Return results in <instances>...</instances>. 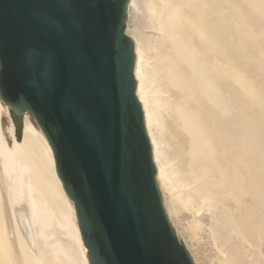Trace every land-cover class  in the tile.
<instances>
[{
    "label": "water",
    "instance_id": "1",
    "mask_svg": "<svg viewBox=\"0 0 264 264\" xmlns=\"http://www.w3.org/2000/svg\"><path fill=\"white\" fill-rule=\"evenodd\" d=\"M128 15L129 0H0V100L46 135L90 264H197L157 181Z\"/></svg>",
    "mask_w": 264,
    "mask_h": 264
},
{
    "label": "rangeland",
    "instance_id": "2",
    "mask_svg": "<svg viewBox=\"0 0 264 264\" xmlns=\"http://www.w3.org/2000/svg\"><path fill=\"white\" fill-rule=\"evenodd\" d=\"M134 1L136 2H133V6L129 7V10L132 11H129L127 18V32L135 40V50L136 43L139 41V50L148 89V103L152 112L154 111L153 117L157 118L156 120L153 119L151 130L154 129L152 131L158 141L159 158L167 173L164 188L158 183L163 192L169 217H172L171 220L180 238L186 243L193 260L197 264H264V219H261L264 216V19L257 20L258 22L254 25L250 23L249 5L245 0H230L232 2L225 0L227 3L228 1L231 4L235 3V6L230 3L226 4L224 0L216 1L217 5L213 6L214 11L211 10L207 13L205 11L206 16L210 15L209 18L206 17L209 21L207 19L205 24L208 25V30L212 27L210 31L215 33V35L213 34L216 36L215 40H218L216 42L218 46L217 44L215 46V44L211 45L207 42V38L201 36L199 30L197 10L202 8L199 6H202L201 3L204 0L202 2L201 0L200 2L191 0L189 4L183 6L181 5L182 0ZM217 6H220V8H217ZM195 7L198 9H195ZM186 9L187 11L192 10L190 12L193 13V17L192 13L189 14L190 12L188 13ZM182 11H184V14ZM215 11L219 13H215ZM211 16L213 19L210 20ZM188 18L189 20H187ZM214 25L218 26L217 30H214L216 28ZM184 27L185 31H183ZM210 31L209 33H211ZM192 33L196 35H192ZM219 35L221 39H219ZM182 40L183 42L187 40V42L183 43ZM202 57H204V63H207L205 68L211 66L214 62H219V72H212L210 75L214 74L215 76L216 73V75L219 74V78L222 76L219 79L218 76L216 78L208 75L207 79H210L209 83L211 82L210 86H212L207 95L200 87L194 88L197 79L200 77L198 74L204 66ZM167 60H171V63L174 64V72L178 79L182 80H179V83L186 88L185 91L188 90L191 96H184L181 91L182 87L178 86L179 83L175 85L169 82L167 74L163 70L168 63ZM177 72H180L179 75ZM185 74L187 76L184 78ZM186 78L190 83L187 82ZM214 78L216 79L214 80ZM148 84H150L149 87ZM224 94L228 96L226 97ZM224 97L230 99L226 100ZM200 100L203 102L201 103ZM223 101L231 107L227 106L225 112H222L221 109L226 104ZM181 106H185L187 110H195L198 115L199 129L203 131L204 137L208 135L206 138H208L210 145L212 144L211 147L215 146L210 148V150L213 149V153L197 155L196 158L199 160L194 161L193 165L195 166L191 164L192 158L189 154L191 137H189L177 115V108ZM234 106H236L235 110L233 109ZM197 110H199V113ZM232 110L234 111L233 116ZM28 114L38 125L35 117L29 112ZM9 115H5L2 119L4 127L10 124V120L13 121L10 112ZM23 117L24 114H21L16 117V122L13 121L19 140L22 139ZM209 137L215 138V142L213 143V140ZM209 155L211 158L206 159L205 156ZM202 157L203 159H200ZM212 166L214 167L212 168ZM192 167H194V170ZM221 167L223 168L221 169ZM259 170L261 173H258ZM44 172L46 177L53 181L50 171L44 169ZM193 172L197 176L193 177ZM246 175L249 177L248 179ZM255 175L257 176L255 177ZM198 178L201 180H198ZM244 179L246 180L244 181ZM202 182H206L207 185ZM236 183H239V188ZM202 184L205 186H203L204 192L211 194L213 203L200 194L199 187ZM246 187H248V190ZM54 189L57 191L55 183L53 184V193H55ZM0 191L2 190L0 189ZM252 191L253 193H251ZM259 193L262 194L259 195ZM1 194L3 197V191ZM4 195L6 196V192ZM257 198L259 199L258 202ZM51 231L55 233L54 236ZM49 232L51 233L49 242L60 240V245H63L61 247L67 249V256L65 254L64 256L61 255V260L57 264H77L80 262L77 244L72 238H69L66 230L61 229L58 223L55 222ZM41 248L47 255L44 264H54L48 257L50 256V253L48 254L50 251L49 246L45 247L41 243ZM68 256H70V259ZM0 264L7 263L3 261Z\"/></svg>",
    "mask_w": 264,
    "mask_h": 264
},
{
    "label": "bare ground",
    "instance_id": "3",
    "mask_svg": "<svg viewBox=\"0 0 264 264\" xmlns=\"http://www.w3.org/2000/svg\"><path fill=\"white\" fill-rule=\"evenodd\" d=\"M190 1L191 0H182L181 5L182 6L187 5L190 3ZM197 1L200 2V0H197ZM202 1L203 0H201V2ZM216 1H218V0H204V2L201 3L202 6H199L200 4L198 5L199 7H202V8L198 9L195 7V9H198L197 10V15H198L197 19H198V24L200 25L199 30H200L201 36H205L207 38V42H209L211 45L215 44V46H216V44H217V46H218V43H216L218 40L216 41L215 40L216 36H214L215 33L214 32L212 33L210 31V29L212 30V27L208 30V27H207L208 25L205 24V21L209 18L208 16H210V15L206 16V13L211 11V10L212 11L215 10V8L213 6H215ZM226 1L224 0V2L226 4H229L230 2H232L229 0L230 2L228 1V3H227ZM245 1H247L248 5H249V13L250 14L248 16L250 19V21H249L250 23H252L254 25V23L258 22L257 20H259L261 18L264 19V0H245ZM133 2L135 3L136 1L130 0V2H129L130 8H131V6H133ZM169 3L172 5L171 2H169ZM232 4H234V6L236 5L235 3H232ZM187 7H184V8H187ZM193 8H194V6H193ZM217 8H220V6L219 7L217 6ZM226 8H228V7H226ZM129 11H132V10H129ZM186 11H187V9H186ZM190 11H192V10H189L187 12L189 13ZM193 11H194V13H196L194 9H193ZM205 11H206V13H205ZM182 12L184 14V11H182ZM216 12L217 11H215V13ZM219 12H220V10H219ZM219 12H217V13H219ZM191 13L192 12H190L189 14H191ZM210 13H212V12H210ZM220 15H219V17H220ZM167 17L169 20V15ZM192 17H193V13H192ZM206 17H208V18H206ZM213 17H214V15H213ZM216 17H218V16L216 15ZM211 19H213L212 16H211L210 20ZM187 20H189V18ZM208 21H209V19H208ZM210 22H209V24H210ZM206 23H208V22H206ZM211 24H212V22H211ZM176 26H177V24H176ZM185 27H184L183 31H185ZM215 27L216 28H214V30L215 29L217 30L218 26H215ZM179 28L181 29V27H179ZM249 28H250V26H249ZM188 30H189V28H188ZM254 30H256V29H254ZM209 31L212 34L209 33ZM251 32H249V33H251ZM193 34H195V33H192V35ZM219 37H220V35H219ZM194 38L196 39L195 36H194ZM178 39H179V37H178ZM193 39H192V41H193ZM219 39H221V37ZM138 42L136 43V50H135V52H136L135 78L137 81L136 90H137V95H138V97H139V99L143 105V110L145 113V122H146L147 130H148L151 142H152L154 160H155V163L157 166V181L164 188V184L166 183V179H167V173L164 170V166H163V164L159 158L158 141H157V138L155 137V133L152 131L154 129L151 130V123H152L153 119L156 120L157 118L155 119L153 117L154 111L152 112L151 107L148 103V89H147L146 77H145L144 71H143V64H142L143 61L141 59V53L139 50V43ZM182 42H183V40H182ZM184 42H187V40ZM195 42H196V40H195ZM183 43H181V44H183ZM193 43H194V41H193ZM166 49H168V48H166ZM196 49H197V47H196ZM212 50H214V49H212ZM170 51H172V50H170ZM211 56H214V55H211ZM163 58L166 59L165 57H163ZM203 58L204 57H202L201 59H203ZM216 59H217V57H216ZM198 60H197V62H198ZM207 60H208V58H207ZM217 61H218V59H217ZM166 62H168V63L163 68V70L167 74V78L169 79V82L171 84L178 85L179 80H181V79H178V77L176 76V74L174 72V67H175L174 64L171 63V60L170 61L167 60ZM199 63H201V62H199ZM202 63L204 64V66H202V64H201L202 70H201L200 74H198V75H200V77L197 79V81L195 83L196 85L194 86V88L197 89L198 87H200L201 89H203V92H205L207 95L208 91L211 90V86H212V85L210 86L211 82L209 83L210 79L209 78L207 79V77L212 72L218 73L220 66H219V62H217L218 64L214 62V63H212L211 66H208L205 68L207 63L206 64L204 63V59H203ZM153 71H154V68H153ZM147 72H149V70H147ZM179 73H178V75H179ZM218 75H216V73H215V76H214V74L212 76L217 78ZM186 76L187 75L185 74L184 78ZM221 77L222 76H220V78H219V76H218L219 79H221ZM147 78L149 80L148 75H147ZM216 78H214V80ZM150 79H151V77H150ZM186 80H187V78H186ZM217 81H219V80H217ZM149 82H150V80H149ZM187 82H189V81L187 80ZM183 83L185 84V82H183ZM219 83H221V81H219ZM149 85L150 84H148V87H149ZM214 85H216V84H214ZM178 86H180V88L182 87L181 91H182V93H184L185 97L191 96V94L188 92V90L185 91L186 88L183 87L181 85V83H179ZM233 86H234V84H233ZM217 88H219V87H217ZM232 88H235V87H232ZM190 89H192V88H190ZM218 90H220V88ZM150 93H152V92H150ZM193 93H194V91H193ZM205 93L203 94V97H204ZM221 94H222V92H221ZM233 95H235V94H233ZM225 96L227 97L228 95L226 94ZM231 97H233V96H231ZM153 99H154V97H153ZM224 99L229 100L230 98L227 99L224 97ZM210 101L212 102L211 99H210ZM200 102H201V100H200ZM224 103H226V102H224ZM231 103H230V105H231ZM193 104H195V103H193ZM233 104H234V102H233ZM207 106H209V105H207ZM227 106H229V105H227V103L225 104V107L221 106L222 107L221 109L223 110L222 112H225L224 110L227 109ZM8 107L9 106H7L6 104L4 105L2 103V101H0V189L3 191L4 194L6 192V196L3 194V197H4L3 198L2 194H1L2 191H0V262L4 261L7 264H44L45 258L47 257V255H46V252L44 250H42V248H41V243H43L45 245V247L49 246V248H50V251L48 252V254L50 253V256H48V257L52 260V262L54 264L59 263L61 260V258H60L61 255L64 256V254L66 255L68 253H67L66 248L61 247L63 245L62 244L60 245V243H59L60 240L59 241L55 240L57 242H49V238L51 237V233L49 232V229L52 226H54L55 222H56L61 227V229L66 230V234L69 236V238H72L76 242L77 247L79 249L80 262L77 263L76 261H74L72 259L71 260L77 264H90L89 257H88V250H87V247L85 246L83 239H82L75 204L71 200V198L67 195V193L63 187V184H62V182H61V180L57 174V168H56V162H55L53 149H52L46 135L44 134L41 127L39 125L35 124V122L31 118V116L28 113H25L24 117H23L22 139L19 140L17 138L16 132H15V124L13 123V121L10 120V124L7 127H4L2 124V119L5 117V115L10 116L9 115L10 108H8ZM235 107L236 106H234V108H233L234 110L236 109ZM197 108H199V107L197 106ZM218 108H220V107H218ZM215 109H217V108H215ZM221 109H218V110L220 111ZM200 110H202V109H200ZM197 111L199 113V110H197ZM228 111H229V109H228ZM195 113H196L195 110H190V109L187 110V109H185V106H181V107L177 108V115L180 118V121H181L183 127L185 128L186 132L188 133L189 137H191V146H190L191 149L189 151V154H190V157L192 158V159L190 158L192 165H193V163H195L194 161H196V159H198V158H196L197 155L200 156V154H202V153L203 154H209L210 152L213 151V149L210 150V148L215 147V146L211 147L212 144L210 145L208 138H206L208 135H206V137H204L205 135L202 133L203 131L201 129H199L200 125L198 126V123H197V121H198L197 116L198 115H197V113L195 115ZM233 113H234V111L232 112V116H233ZM154 114H156V113H154ZM225 116H227V115H225ZM199 117H201V115H199ZM209 139L213 140V143L215 142L214 141L215 138L212 139L209 137ZM186 140H188V139H186ZM186 144H188V143H186ZM236 151H238V150H236ZM212 153H211V155L213 156L214 154H212ZM205 157H207L206 159H208V157H210V155L205 156ZM213 157H215V156H213ZM226 158H225V160H226ZM200 159H203V157ZM220 161H222V159H220ZM196 163H198V162H196ZM226 165H227V163H226ZM193 166H195V165H193ZM213 167L214 166H212V168ZM254 167H255V165H254ZM192 168L194 170V167H192ZM222 168L223 167H221V169ZM250 168H252V167L250 166ZM44 169L50 171L53 181H50L46 177ZM260 170H262V169H260ZM260 170L258 173H261ZM221 171H223V170H221ZM254 171H255V169H254ZM193 173H194L193 177L197 176V175H195V172H193ZM210 173H212V172L210 171ZM258 173H257V175H259ZM221 174H222V172H221ZM232 175H233V173H232ZM257 175H255V177ZM168 176H170V174H168ZM248 178L249 177L247 176V179ZM251 179H253V178H251ZM198 180H201V179L198 178ZM204 180H205V178H204ZM236 180H237V178H236ZM245 180L246 179H244V181ZM224 182H225V180H224ZM54 183H55L56 188H57V191H56V189H54L55 193H53V184ZM205 183H203V184H205ZM246 183H249V182H246ZM246 183H244V184H246ZM203 184L200 185V187H199L200 194L202 196L204 195L205 198H208L211 201V203H213L214 201H213V198H211V194L210 193L206 194L204 192V188H203L204 185ZM236 184L239 188V183H236ZM171 185H173V184H171ZM206 185H207V183H206ZM241 186H244V185H241ZM166 188H167V186H166ZM168 188H170V187H168ZM247 188L248 187H246V189ZM207 189H208V187H207ZM48 192H50V193H48ZM251 193H253V191ZM260 194H262V193H259V195ZM253 195H255V194H253ZM5 197H7V198H5ZM231 197H233V195H231ZM258 198H257V202L260 199V198L259 199ZM8 207L11 211L8 209ZM171 219H172V217H171ZM261 219L263 220L264 216H263V218L261 217ZM259 221H257V222H259ZM260 224H261V222H260ZM259 226L261 227V225H259ZM257 229H256V231H257ZM54 234L55 233L52 232L53 236H54ZM76 244H74V245L76 246ZM65 247H67V246H65ZM69 248H71V247H69ZM69 257L70 256H68V258ZM68 258H67V261H68ZM70 264H72V263H70Z\"/></svg>",
    "mask_w": 264,
    "mask_h": 264
}]
</instances>
